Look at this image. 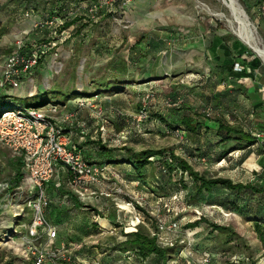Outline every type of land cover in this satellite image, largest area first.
Here are the masks:
<instances>
[{"label":"rangeland","instance_id":"374dc122","mask_svg":"<svg viewBox=\"0 0 264 264\" xmlns=\"http://www.w3.org/2000/svg\"><path fill=\"white\" fill-rule=\"evenodd\" d=\"M54 1L0 0V34L5 31L0 36V81L8 56L16 51L17 40L45 49V61L19 86H0V101L8 99L2 105L11 103L19 109L40 107L47 111L55 106V118L59 119L73 113L76 120L72 134L64 139L68 146L80 147L71 138L85 132L90 137L87 143L107 148L106 155L118 163L111 161L119 172L114 168L113 178L104 174L102 186L96 189L95 196L107 203L103 214L98 215V210L84 201H77L76 207L70 199L56 207L47 203L45 215L54 222L59 236L58 243L44 239L43 248H59V264H202L204 255L209 254L215 259L212 264H235L234 258H240L241 264H264V193L232 191L218 185L211 192L196 195L187 173L173 170L159 159L154 158L153 165L143 170V179L122 163L126 162V149H164L169 162L172 153L208 178L264 187V62L236 34V26L230 23L232 12L223 0L164 1H169L167 8L188 3L194 13L188 20L189 27L196 19L203 21L205 29L212 27L219 37L228 36L244 46L249 53L242 57L240 66L233 64L231 71L214 65L210 55L198 59L185 56L187 43L181 37L134 34L132 21L126 15L133 0H113L110 4L107 0H61L66 8L60 12L62 20L58 22L80 20L66 29H62L63 25L48 26ZM236 1L264 47V0ZM247 3L252 6L249 8ZM28 9H34L35 14L25 17ZM171 27L176 31L179 26ZM158 29L155 27L154 32ZM206 43L210 39H205ZM192 44L195 47V40ZM108 56V66L98 67L97 62ZM90 58L92 67L88 64ZM137 58L141 65L134 64ZM255 59L261 67L252 69L249 63ZM130 64L139 71L137 76H123L120 71ZM244 67L250 76L242 79L238 74L244 73ZM149 71L155 72L148 75ZM103 84L108 88L100 100L95 90ZM79 91L95 95L72 100L71 106V95ZM2 113L0 109V116ZM191 113H196L203 123L195 136L178 128L173 119ZM217 119L238 125L251 135L259 133L263 139L246 149L237 139L224 142ZM58 169L53 179L61 177V194H71L72 176L62 173L63 166ZM18 171L15 152L0 140V264H31L23 245L26 232L20 225L31 223L30 203L34 198L26 193L30 182L28 166L20 181ZM131 173L134 177L129 176ZM5 181H11L10 191L3 186ZM50 183L48 192L54 191ZM91 193L93 189L86 194ZM130 203L141 205V212L137 211L141 222L138 229L143 228L151 237L159 223H179L181 234L164 235L163 243L172 244L165 263L155 256L142 260L135 252L115 250L128 239L127 234L135 233L134 226L139 223ZM88 212L97 218L85 225ZM108 217H115L119 226L99 228L98 223H105L102 219Z\"/></svg>","mask_w":264,"mask_h":264},{"label":"built area","instance_id":"2783aa9c","mask_svg":"<svg viewBox=\"0 0 264 264\" xmlns=\"http://www.w3.org/2000/svg\"><path fill=\"white\" fill-rule=\"evenodd\" d=\"M112 1L107 0V3L110 4ZM99 6L101 7V5ZM95 8L97 9V7ZM25 17H30V12H27ZM58 21L60 19H52L48 23L49 28L53 25L54 27L62 25ZM14 47L16 51L11 53L6 60L0 86L17 87L21 78L31 74L45 61V49L41 47L36 49L35 46L32 47L22 39L17 40ZM238 66L236 65V67ZM57 114L58 108L51 106L47 111H42L39 108L7 110L0 116V140L15 153L24 155L30 170V179L35 187L34 200L30 203L33 218L23 242L25 250L32 257L33 264H59L62 260L59 248L53 247L48 250L43 248L44 239L54 242L58 238L56 226L47 219L44 212L45 206L49 203L46 194L47 184L52 181L55 172L59 170L58 168L63 166L71 173L74 193L79 197H85L91 189L94 190V193L89 196H95L96 189L102 186L104 174L109 178L115 176L110 168L86 159L77 148L68 146L64 139L67 134H72V130L67 125H73L76 117L71 113L59 119L55 118ZM130 204L133 211L137 212L134 205ZM120 217L121 215L118 219ZM136 220L139 223L134 226L135 232L138 225L141 224L139 214L136 215ZM98 224L99 228L103 229V226ZM109 226L112 227L110 224ZM170 233H181L178 222L159 223L157 236L160 243L172 245L163 243L164 235ZM204 256L202 264H210L211 257Z\"/></svg>","mask_w":264,"mask_h":264},{"label":"trees","instance_id":"16d2710c","mask_svg":"<svg viewBox=\"0 0 264 264\" xmlns=\"http://www.w3.org/2000/svg\"><path fill=\"white\" fill-rule=\"evenodd\" d=\"M72 1H74V0H72ZM75 1H74V3L79 2L77 0H75ZM114 4H115V6H117L116 3H114ZM34 8L36 11L38 10L37 7H34ZM65 8H66V6H64L63 1L55 0L54 1V8L52 10L46 9L47 11L50 10L48 20H52L55 18H59L60 20H62V18H60L61 17L60 12L63 11ZM27 12H30L31 14H35L34 9L33 10L28 9ZM78 21H80V20L77 19V20L71 21V22L63 21L62 25L64 27L62 29H66L70 26H74L75 24H78ZM86 22L87 21H85V23ZM84 28H86V27H84ZM4 33H5V31H2L0 36H2ZM77 40H78V37H77ZM239 64H240L239 62H236L234 65L236 66ZM260 67H261L260 61L258 59L257 60L255 59L252 63V69H256V68H260ZM120 69H121L120 71L122 72L123 76H126L127 75L126 69L125 68H120ZM246 71H247V69H245V67H244V68H242L241 72H246ZM26 77H28V76H26ZM26 77L21 78L19 80L20 81L19 84ZM19 84H18V86H19ZM10 88H15V87H10ZM107 88H108V85L103 84L98 89L95 90V94H97V95L102 94L103 95V93L107 92L106 91ZM81 93H82V91H79L78 93H74V95H71V100L69 102H73V101L77 102V101L81 100L83 97L84 98H90V97H94V95H95V94L92 95V93H90V92H85L83 94H81ZM76 94H79V96L77 97ZM7 102H8V99H3V101H0V109L3 110V112L7 111V110L19 109V108H16L17 106H15L11 103H9L6 106L2 105L3 103H7ZM38 108L40 109V107H38ZM27 109H29V108H27ZM173 119L176 120L178 128L186 131L190 136H192V135L195 136L197 134V132L203 126L202 121L199 120V116L196 113L182 115V116H179L176 118L174 117ZM216 122L218 124V133L220 134L222 141H224V142H230L233 139H237L238 141L243 142L242 147H244V149H246V148L254 145L257 141H261L263 139V136L261 134L258 133L256 135H251L250 133H247L243 128L239 127L238 125H232V124L226 122L224 119H217ZM69 129L71 130L70 127H69ZM258 135H261V137H258ZM77 146H79V145H77ZM78 148H79V150L81 149L80 147H78ZM80 151L82 152V150H80ZM126 152H127L126 162H122V163L130 166L131 169H133V172L135 173V175L138 176L137 178H141V179L144 178L143 170L148 166H152L153 165L152 160H154V158H156V159H159L161 164L162 163L169 164V166L173 170L181 169L182 174L187 173L193 180V183H194L193 185L195 186V194L196 195H200L203 192H207V193L211 192L212 188L215 186H218V185L224 186L227 189L232 190V191L240 192V191H244V190H250L251 192H254L256 194H263L264 193V187L257 188L251 184H234L233 181L230 179H224V178H220V177L208 178L206 176H203L199 172L195 171L194 168L192 166H190L186 160L180 159L179 157H176V155H174L172 153L170 155L171 158H170V162H169L167 160V156H168L167 151L164 149H162V150L145 149V150H142L139 152H136V151H133L130 149H126ZM15 156L17 158V165L19 167V171H18L19 173L17 174V178H18V181H20V180L24 179V177H25V165H27V163H26V159H25L23 154L15 153ZM86 159H88V158H86ZM89 160H91V159H89ZM95 163L102 165V166H106L108 168H110L109 166H111V165H109V164L107 165L105 163H97V162H95ZM116 164H118V163H116ZM64 172H67L70 177L72 176L71 173L68 171V169L64 168ZM62 173H61V175H62ZM117 174H119V173H117ZM132 174L133 173H131V175H129V176L134 177ZM29 178H30V176H29ZM56 179H52V181H51V182H53L52 185L54 187V191L48 192V188L46 189V194H47V198L49 199V204L55 205V207H56V205L59 203H63V204L67 203L69 199L71 200V202L75 201V199H73V196H71L70 194H64V195L61 194V189H60V185L62 184L61 177H60V179H58V178H56ZM3 186L7 187V190H9V191L11 190V188H13L11 181L10 182L5 181L3 183ZM158 186H161V185L158 184ZM20 188L17 187V189H20ZM34 192H35V187H34L32 181L30 179L29 185L26 189V193L30 194V197L34 198ZM77 198L79 199L80 202H83V201L85 202V200H86L85 197L77 196ZM134 208L138 212H141L140 211L141 205H140V207L138 205H134ZM93 210L96 211V209H93ZM97 214L100 215V212L97 211ZM108 219L110 221L109 222L110 225L119 226L117 221H116V218L109 217ZM49 221L55 226V224L52 220H49ZM101 224H102V226L109 225L106 221H105V223L101 222ZM139 226L140 225H138V227ZM20 227L24 228V225H20ZM138 227H137V231L135 233L127 234L126 237L128 239L124 243L119 245V247H117L115 250H120V251H123L124 253L125 252L126 253L127 252H135L137 254V256L140 257L142 260L148 259L151 256H155L157 258L163 259V262H164L167 259V254H168V251L170 250V248H169V245H165V244L160 243L159 238L157 236L158 226H157V230L154 233L153 237H151V235H149L143 228L138 229ZM179 237H180V235H176V238H179ZM24 251H25V255H26V258L29 261V263L33 264L32 257L25 250V248H24ZM209 256L211 257V263L210 264H212L215 261V259H214L212 254H209ZM239 260H241V259L240 258H234L233 259L235 264H241V263H239L240 262ZM242 264H244V263H242Z\"/></svg>","mask_w":264,"mask_h":264},{"label":"crops","instance_id":"0c3cea01","mask_svg":"<svg viewBox=\"0 0 264 264\" xmlns=\"http://www.w3.org/2000/svg\"><path fill=\"white\" fill-rule=\"evenodd\" d=\"M169 1L165 2L164 0H133L131 3V7L127 9V16L132 21V27L131 31L134 34L142 35V37H148L155 33L159 37L162 36L164 39V36H167L169 39V36L173 35L174 37H181L185 43H187V50L185 51V56H188L190 58L198 59V58H205V56L210 55L212 57V63L214 65L218 66H226L227 69L231 71L232 65L236 62H240L242 57L245 54H248L249 52L246 51L243 45L235 41L233 38H229L228 36H222L219 37V35L216 33L214 29H205V26L203 25V21L200 20L195 21L193 23V27L188 26V20H190L193 17V11L189 9L188 3L184 1L183 4L179 3L180 5L176 7H166L165 4H168ZM248 7L250 8L252 5L251 3H247ZM180 6V7H179ZM180 10L183 12L181 13L183 16L180 15ZM174 18V19H173ZM177 18H181V21H177ZM178 25L176 31L172 30L173 28L171 26ZM159 26V29L154 32L155 27ZM88 29V27H86ZM83 30L82 32H84ZM205 39H210L209 44H205ZM195 40V47L192 44V41ZM143 46V44H139L138 47ZM103 61L97 62L98 67L101 66H108L109 63V56L105 57ZM92 58H90V62H88L89 67H92ZM86 63V61H85ZM253 61L249 63V66L252 67ZM135 65H141V63H138L134 60ZM128 66V67H127ZM126 71L127 74L136 75L139 71L135 70L132 66L126 65ZM155 71H149L148 75H153ZM144 75H147L146 71L143 73ZM217 74H221L220 72ZM140 76V74H139ZM138 76V77H139ZM250 76L247 73H239L238 77H241L244 79L245 77ZM146 77V76H145ZM98 97V96H97ZM99 99L101 100V95L99 96ZM97 100V99H95ZM71 106L73 105L72 102L70 103ZM76 116V115H75ZM70 128H73V125H67ZM85 133V132H84ZM83 136H76L74 139L76 142V145H79L82 149V154L88 159H91V161L97 162V163H105L109 164L111 166L110 169L113 171L115 168L118 172L119 169L117 166L113 165L111 163L112 159L111 156L106 155L109 154V152H106V147H101V144H98L96 142H86V140H90V137ZM93 138H95L93 136ZM78 139L80 140L78 142ZM74 143V141H71ZM86 142V143H85ZM114 163H117L116 161H112ZM64 172V171H62ZM112 173L110 174V176ZM112 177V176H111ZM48 188V187H47ZM73 189V188H72ZM74 190L73 189L68 193L64 194H70L73 196V199L75 201L72 203L75 207L77 206V201L79 202V199L77 196H74ZM87 195V196H86ZM85 195V205L90 204L93 208H96L99 212H102L103 209L106 206V200L102 198L101 196H89L88 194ZM86 209V208H85ZM106 210V208H105ZM87 214L88 219L85 220V225L90 224V220H95L97 216L92 215L91 213H85ZM99 217V216H98ZM109 218V217H108ZM106 219L108 223L110 222L109 219ZM113 218V217H112ZM115 218V217H114ZM93 222V221H92ZM30 225V224H29ZM29 225H24V231L27 232V229L29 228ZM57 228V227H56ZM58 230V228H57ZM264 230V229H263ZM59 236V235H58ZM58 238L55 240L57 242ZM58 243V242H57ZM55 243V244H57Z\"/></svg>","mask_w":264,"mask_h":264},{"label":"bare ground","instance_id":"6f19581e","mask_svg":"<svg viewBox=\"0 0 264 264\" xmlns=\"http://www.w3.org/2000/svg\"><path fill=\"white\" fill-rule=\"evenodd\" d=\"M223 2L232 12L233 19L230 21V23L231 25L234 24L236 26L234 28L236 34L252 50H255L264 62V47L260 44L259 40L257 39L255 29L248 20L244 10L241 9L236 0H223ZM102 220L108 223L106 219Z\"/></svg>","mask_w":264,"mask_h":264},{"label":"water","instance_id":"95a60500","mask_svg":"<svg viewBox=\"0 0 264 264\" xmlns=\"http://www.w3.org/2000/svg\"><path fill=\"white\" fill-rule=\"evenodd\" d=\"M240 38V37H239ZM254 52H256L255 50H253Z\"/></svg>","mask_w":264,"mask_h":264}]
</instances>
